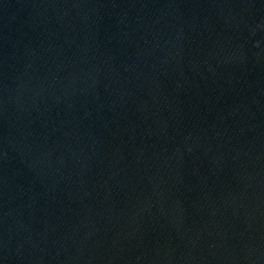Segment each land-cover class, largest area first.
<instances>
[{"label": "water", "instance_id": "obj_1", "mask_svg": "<svg viewBox=\"0 0 264 264\" xmlns=\"http://www.w3.org/2000/svg\"><path fill=\"white\" fill-rule=\"evenodd\" d=\"M0 264H264V0H0Z\"/></svg>", "mask_w": 264, "mask_h": 264}]
</instances>
